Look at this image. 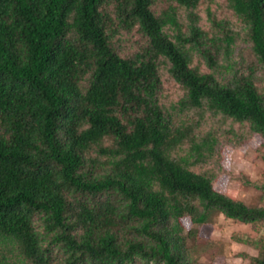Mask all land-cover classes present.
<instances>
[{"label":"trees","instance_id":"trees-1","mask_svg":"<svg viewBox=\"0 0 264 264\" xmlns=\"http://www.w3.org/2000/svg\"><path fill=\"white\" fill-rule=\"evenodd\" d=\"M172 1L157 14L154 0H0V264H206L194 225H264V206L195 170L218 151L209 118L264 145V0H226L239 31L209 11L212 32L202 0ZM135 29L146 43L123 56L113 39ZM163 67L184 92L171 106ZM258 248L250 264H264Z\"/></svg>","mask_w":264,"mask_h":264},{"label":"rangeland","instance_id":"rangeland-1","mask_svg":"<svg viewBox=\"0 0 264 264\" xmlns=\"http://www.w3.org/2000/svg\"><path fill=\"white\" fill-rule=\"evenodd\" d=\"M171 5L172 0H154L153 10L160 14ZM217 20L227 21L229 26L239 31L240 23L232 11L226 7V0H202L198 8L200 25L210 32L214 26L208 12ZM183 12H180L182 15ZM145 39L133 30L122 32L113 39L117 51L123 56L136 53L144 44ZM234 57L242 70L255 60L243 35L238 37ZM199 63L198 58L194 64ZM203 71H210L206 64L201 63ZM258 86L264 93V69L256 67ZM162 92L161 101L166 106L176 104L183 96V90L170 76L166 67L161 70ZM230 77V73L224 74ZM213 128L218 136L217 154L207 164L196 166L195 170L209 169L219 172L220 177L215 187L227 193L236 200L245 202L250 206H264V145L261 139L254 136L252 140L240 145L237 137L225 133L233 128L237 132H247L248 127L231 120H214L209 118L202 127L206 132ZM183 153V152H182ZM195 236L188 239L191 255L198 262L206 264H250L251 258L258 256V245L264 243V225L262 223L247 224L226 218L217 214L207 226L194 225Z\"/></svg>","mask_w":264,"mask_h":264}]
</instances>
